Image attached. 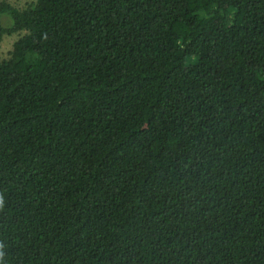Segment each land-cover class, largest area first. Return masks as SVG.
I'll return each instance as SVG.
<instances>
[{
    "label": "trees",
    "instance_id": "trees-1",
    "mask_svg": "<svg viewBox=\"0 0 264 264\" xmlns=\"http://www.w3.org/2000/svg\"><path fill=\"white\" fill-rule=\"evenodd\" d=\"M13 34L0 264H264V0L0 1Z\"/></svg>",
    "mask_w": 264,
    "mask_h": 264
},
{
    "label": "rangeland",
    "instance_id": "rangeland-1",
    "mask_svg": "<svg viewBox=\"0 0 264 264\" xmlns=\"http://www.w3.org/2000/svg\"><path fill=\"white\" fill-rule=\"evenodd\" d=\"M6 1L18 8L25 7L27 4L31 3L33 0H0ZM4 19V18H3ZM10 24V22H3V25ZM20 35L13 34L11 36H5L3 41L0 43V56L2 58H8L10 51L13 49L14 43L19 39Z\"/></svg>",
    "mask_w": 264,
    "mask_h": 264
},
{
    "label": "clouds",
    "instance_id": "clouds-1",
    "mask_svg": "<svg viewBox=\"0 0 264 264\" xmlns=\"http://www.w3.org/2000/svg\"><path fill=\"white\" fill-rule=\"evenodd\" d=\"M4 207V197L3 195H0V209H3ZM4 245L0 243V261L3 260L4 252H3Z\"/></svg>",
    "mask_w": 264,
    "mask_h": 264
}]
</instances>
